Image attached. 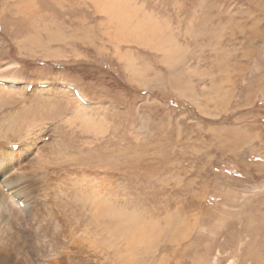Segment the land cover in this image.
<instances>
[{
	"label": "rangeland",
	"instance_id": "rangeland-1",
	"mask_svg": "<svg viewBox=\"0 0 264 264\" xmlns=\"http://www.w3.org/2000/svg\"><path fill=\"white\" fill-rule=\"evenodd\" d=\"M28 1L0 0V47L28 82L0 102V135L48 134L52 157L23 152L16 167L29 165L30 264H264V0H131L178 61L111 39L96 0ZM96 194L106 218L84 204Z\"/></svg>",
	"mask_w": 264,
	"mask_h": 264
},
{
	"label": "bare ground",
	"instance_id": "bare-ground-1",
	"mask_svg": "<svg viewBox=\"0 0 264 264\" xmlns=\"http://www.w3.org/2000/svg\"><path fill=\"white\" fill-rule=\"evenodd\" d=\"M96 1H97V3H96L97 8H99L101 11L106 12L108 14V16H109L108 19H107V22L105 21L103 24L108 25L109 28L111 29L110 30V32L112 34V38L111 39L119 40V41L121 40L122 42L123 41H127V42L128 41H138L139 43L149 44L152 47H157V48H160V49L162 48L167 55L170 54L169 58L170 59L172 58V61H178L180 59V53H181L180 50L177 51V49L175 48L174 43L172 42L173 40L171 41L168 36H165V34H164L165 32L162 30L164 28L160 27V25H158L155 20H152L151 18H143V20H141V21H136V19L134 20V16L136 15V12H137V10H136L137 6H133L131 4V0H96ZM5 4L6 5L4 7V10H5V8H8V6H9L8 2H5ZM16 5H13L12 7L15 6V8H17L18 11L19 10L20 11H28V9H30V8L32 10L33 8H36V6H37V4H35L33 1H28V0H24L23 3L16 4ZM18 5H20V6H18ZM17 10H16V12H17ZM28 12H27V14H28ZM31 12H33V11H31ZM22 42H23V40H22ZM1 47H0V58H2L3 56L6 55L5 52L1 49ZM6 58H8V57L5 56V63H1L0 62V73H1V71L4 68H7L9 70V71H7V73L10 72L11 75H14V76H8V74L7 75H5V74L3 75L2 73H4L5 70L0 74V77H2V78H0V102H3L4 95L6 93H19V92H22L24 95L27 96V92H25V90L27 88L24 89V88H21V87H27L28 86V82H24V81L19 82L18 80L12 79L17 74V70H15V67H18V65L13 60H8L7 59V61H6ZM170 59H167L168 62H169ZM2 60H4V58ZM171 66H172V64H171ZM18 68H20V67H18ZM10 73H9V75H10ZM6 78L7 79L10 78V79L7 80ZM12 80H14V81H12ZM15 81H18V82H15ZM58 84H60V83L51 84V85H49L47 83H42V84H38V87L39 88H46V87H49V86L58 87ZM7 85H9V86L12 85V87L16 86V88H19V89L14 90L13 88H11L9 86L7 87ZM61 86L63 88H65V89L73 92L77 96V98L82 101V103H87L86 99H82V97L79 95L78 90L75 88V85L62 84ZM58 89H60V88L58 87ZM65 89H63V90H65ZM37 90H38L37 88H34L32 92L35 93ZM47 90H48V92H50V94H52L51 92L59 93L58 91L56 92V90L53 91L54 89H52V88L51 89L48 88ZM17 96H19V95H17ZM11 97H12V95H11ZM20 108H21V106H20ZM22 118H23V116H22ZM83 121H87L88 123H90L91 119H89V121H88V118H84ZM40 123H41V125H43L44 122L43 123L40 122ZM52 123H53V121H52ZM91 123L88 124V125H91ZM38 125H40V124L38 123ZM50 125H52V124H50ZM97 125H99V124L97 123ZM38 127L37 128L34 127L32 129L28 128L29 130L27 129V132L26 133L24 132L25 134L23 136L22 135L20 136V134L19 135L17 134L15 136V135H11V133H9L8 135L6 134L5 136L4 135H0V137H4V139L0 138V264H30V261L28 259V254H27L28 252L26 251V247H25L24 243H22L23 240L21 242V240H20L21 238L19 237V231H21V228L25 229V225L28 228L27 222H28L29 212L31 210V207H30L31 203L29 202L30 198L28 197L29 192H31V188H30L31 185L29 187L28 184H27V172H28V166L29 165L25 166V168L27 167L26 169H23L24 168V166H23V167H21V169L16 170V167L19 166L22 163V161H23V159H19V157H18V155L19 154L22 155L23 152L26 153V154L37 155V157L35 159V162L36 161L39 162L40 160H43L45 155L49 157V155H50L48 153L49 149L47 147V143L44 140L48 134L45 132V129H44L45 127L42 126L43 129H41L40 126H38ZM18 128H19V126H18ZM6 129H7V127H6ZM86 129H88V128H86ZM90 129H91V127H90ZM98 129H97V131H98ZM101 130H102V128H101ZM101 132H104V131L102 130ZM12 136L18 137V139L11 138ZM19 144H21V145H19ZM14 146H16L17 148L15 149ZM51 148L53 150V147H51ZM56 149L58 150V148H56ZM55 152H53V154ZM21 155H20V157H21ZM38 162H37V165L39 166ZM35 168L36 167H34L33 170H35ZM37 169H39V168H37ZM36 171H41V170H36ZM31 174H33V173H31ZM34 176H35V174H34ZM43 177H45V176L43 175ZM37 178H40V177H37ZM32 181L34 182V180H32ZM37 182H38V180H37ZM31 194H32V192L29 195H31ZM95 199L96 200L98 199V200L96 202H93V200H91L90 203H84V204L85 205H87V204L89 205V206H87V208L90 207L91 208L90 211H92V208H93L95 214L101 213L102 216H104V217L106 216L107 217V215L109 214L108 213L109 210H112L109 207V204H107L105 202L104 203L100 202L101 200H100V196L98 194H96V198ZM95 203H98V204H95ZM101 203H103V204H101ZM44 204H46V203H44ZM84 204H82L83 205L82 208H84ZM42 205H43V203H42ZM45 207H47V205ZM39 209L38 210L36 209V211H35V208L33 207V209H32V213L33 214L31 213V215H30V216L33 215L32 221L35 220L36 223L38 224L37 229L38 228L39 229L45 228V227H42L43 225H41V223L44 222L45 219L43 218V212H41ZM45 210H48V209H45ZM47 212L49 213V212H52V211H50V209H49V211H47ZM67 213L68 214H66V213L65 214H66L67 217H69V220H70L73 217V215H71V214H73L75 212L72 210L70 213L69 212H67ZM117 213H119V212H117ZM51 214L52 213H50L49 216ZM52 215H53V218L50 219V221L53 222L52 225L57 226L58 227L57 229L63 228V226L59 222L57 214H52ZM44 216H45V214H44ZM70 222H71V220H70ZM28 223L30 224V221ZM18 224H19V227H18ZM30 226H32V225H30ZM47 227L49 228L50 225L47 226ZM17 228H18V230H16ZM35 229H36V226H35ZM38 230H35V233ZM42 231H43V233H45L44 230H42ZM61 231L62 230H59V232H61ZM31 233L33 234V232H31ZM27 235H28V232H27ZM37 235L39 236V234H37ZM41 235H43V234H41ZM43 236L45 237V235H43ZM43 236H40V237H43ZM40 237H39V239H40ZM49 238H47V239H49ZM136 240H138V238H136ZM145 240H146V238L144 237L141 240V242H143ZM24 242H25V240H24ZM25 244H27V241H26ZM128 254H129V252H128ZM89 262H90V260H89Z\"/></svg>",
	"mask_w": 264,
	"mask_h": 264
}]
</instances>
